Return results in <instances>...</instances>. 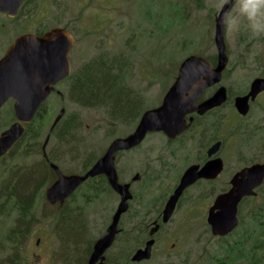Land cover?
<instances>
[{"label": "rangeland", "instance_id": "1", "mask_svg": "<svg viewBox=\"0 0 264 264\" xmlns=\"http://www.w3.org/2000/svg\"><path fill=\"white\" fill-rule=\"evenodd\" d=\"M31 2L40 4L41 9L44 10L46 27H62L76 37L77 42L70 55L73 72L88 61L98 60L103 53L124 55L126 53L133 66L125 71L122 88L134 83L142 89L149 106L162 104L186 57L199 56L213 59L217 55V47L212 37L215 34L214 19L220 11L217 8L219 0H31ZM212 19L213 25H211ZM225 37L229 65L223 85L228 86L232 93H235L245 89L256 77L264 75V39L259 41L250 39L245 27H242L238 34L225 31ZM65 87V84H61L59 90L63 92ZM52 98L53 101L44 106L45 115L49 116L45 120L44 130L39 139L40 148L63 106L59 97L52 95L49 100ZM142 105V108H147L145 103ZM65 108L64 119L69 120V125L80 122L77 134L72 135L73 138L70 137L62 144L52 134L47 146L48 150L58 152L62 156L57 162L64 175L82 174V167L85 161L92 157L91 154L96 155V159L101 157L115 138L126 136L138 123L125 126L130 124L110 120L103 107L84 108L68 98ZM4 114L5 111L1 119ZM247 119L249 125H253L251 133L258 130L261 132L252 140H249L247 135L243 136L245 139L237 138L238 147L236 142L228 143L227 150L232 153L235 146L236 155H226V158L233 161L236 170L241 168L244 162L264 160V95ZM2 124L4 122L0 123V131ZM164 142V138L157 137L155 145L162 147ZM128 152V160H122L119 167L123 181L129 179L130 173L138 171L140 167V160L131 161L129 155L135 156L139 150ZM6 162L13 166L14 164L39 165L44 161L41 151L32 155L19 152L13 159L11 156L10 159H6ZM175 165L174 171L158 186H154L150 192L142 190L143 199L155 200L174 186L177 173L182 169V163L178 161ZM52 183L41 191V196L37 199L34 219H32V234L20 253L24 259L22 264H69L60 261L64 255L63 246L62 243H58L54 235L55 212L58 207L51 205L46 199V190ZM86 185V183L81 185L75 191V197L62 206L63 212L67 211L71 215L85 213L87 208L81 195L85 192ZM222 187L224 184L220 181L217 188ZM203 190L205 191L200 189L199 192ZM198 195L199 193L194 196ZM118 197L114 191H107L104 195L106 202L95 203L89 208V227L86 233L82 231V235L88 238L90 243L105 233L116 210ZM190 199L192 197L187 199L180 211L173 216L166 234L161 235L162 238H168L165 248L162 251L157 250L155 258L149 264H215L213 257L218 254L220 241L212 235L207 224L208 212L202 216L204 201L193 203ZM263 201L264 199L260 200ZM108 204L111 205L112 210L105 209ZM252 206L253 203H249L245 208L244 214L247 217ZM194 210L199 213L195 214ZM108 216L110 219L106 224ZM15 217L0 215V264L11 258V253L3 249V243L4 237L17 225L18 218ZM144 221L143 218L140 219V222ZM125 223V235L128 241L107 253L110 257L109 264H114L113 259L117 260L115 259L117 250L124 253V258L133 250L132 215L126 217ZM61 224L62 227L56 234L58 239H62V235L66 237L67 231L73 229V223L69 220L62 222L61 218ZM74 227L78 228L76 223ZM137 227L135 226V229ZM71 234H74V231ZM236 237L237 235L229 239L234 241ZM38 240H40L39 244ZM173 243L177 246L172 247ZM129 261L124 259L120 264H129Z\"/></svg>", "mask_w": 264, "mask_h": 264}, {"label": "flooded vegetation", "instance_id": "2", "mask_svg": "<svg viewBox=\"0 0 264 264\" xmlns=\"http://www.w3.org/2000/svg\"><path fill=\"white\" fill-rule=\"evenodd\" d=\"M220 11L215 16V19H214L215 31H216V20H217V17ZM211 25H213V19L211 21ZM55 28H61V27L48 28L45 26L44 10L41 9L40 4H34V2H31V0H27L26 2H24L19 7L17 14L14 16L6 12H0V61L3 60L8 55L10 49L13 47L15 42L22 36L27 35V34H32V35H35L41 38L46 33L50 32L51 30ZM224 36H225V31H224ZM73 37H74V34H73ZM224 38L226 42V37ZM74 39H75V44H76L77 42L76 37H74ZM212 40L215 42V34H214V37H212ZM72 50L69 53V59H70ZM217 55H218V52H217ZM227 69L228 68H226V70H224L222 74V81L205 89L202 92V94L196 101L195 110L188 113L185 116L186 128L180 134L174 137H171L168 134H166L164 131H153V132L148 133V135L143 140V142L140 143L138 146L131 148L129 150L119 151L115 154V168L118 174L119 184L122 186L129 185V191L132 195V198L128 200V210L120 218V221L117 227V233H116L115 240L112 246L105 253L102 264H109L108 259H110V257L107 255L109 251H111L112 249H114V247L118 245H124L125 241H128L126 239L128 237H126L125 235V224H126L125 220L128 215H132L131 230H132V234H134V238H133L134 245L132 246L133 250L130 253V255L128 254V258L133 264H149L155 258L154 257L155 252L157 250L162 251L163 248H165L168 238H162L161 235L166 234L168 225L173 220V216L178 211H180L182 205L187 199L192 197L190 201H192L193 203H196L199 200L204 201L205 204H204L202 216L203 214L208 212L206 221H207L208 226L211 229V226L208 223L209 211L211 207L214 205L216 199L220 195L227 193L232 188L233 186L232 180L234 176L245 168L251 167L255 164H264L263 159H259L254 162L252 161L244 162L242 163L243 165H241V168L236 170L233 161L230 158L229 159L226 158V155H230V154L236 155L235 146H234V151L232 153H230V151L227 150L228 145H229L228 143L230 141H233L234 143L236 142V146L238 147L237 138H243V136L247 135L248 139L252 140V138L258 136L259 133L261 132L258 130L256 132L251 133L253 125H249L250 123L247 121L248 120L247 118L250 117V115L252 114L255 108L256 103H258V101L264 95V91H262L256 97L255 100L250 99L248 114L246 115L241 114L236 108V98L240 96L248 95L251 91L252 82L257 78H264V75L253 79L250 85H248L245 89L232 93V90L228 86L226 87L223 85V79H224ZM66 80L67 78L59 82L55 86V90L48 97V101L46 100L47 102L45 101L40 106L32 122L28 124H24L25 132L23 136L14 144V146L11 148V150L7 154L0 157V162L3 161L4 159L6 161V159L10 158L13 152L18 151L20 147H23V144H25V142L27 141L26 132H27L29 125L31 124L34 125L36 121L39 119L40 115L43 114L45 104L53 101V98L49 100V98L52 95L60 98L63 104L61 111L63 108H65V102L67 98L65 97L63 92L59 90V86L61 84H64ZM69 85L71 89L70 97L74 99L75 98L74 95L76 91V84L74 85L69 84ZM221 87L226 88V91H227L226 101L220 106L207 110L205 113H200V105L204 103L205 101H207L209 98L213 97L214 94ZM123 91L128 96H130L135 103H137V109L135 112H133V114L129 113L126 117L119 116L120 118H118L115 112H113L111 106L103 107L109 119L112 121H115L118 119H131L134 116V114L138 111L141 105V111L139 112L141 113L140 117L137 118L135 122L130 123V125H125V126H131L132 124H136V122H138L137 125L132 130H129V132L127 133L128 135L126 134V136H122L121 138L127 137L130 134H132L136 130L143 114L149 110H153V109L160 107L164 101L163 99L162 104L160 106L159 105L149 106L147 103V98L145 97L142 89L140 87H137L134 83L132 85L122 88V92ZM143 103L146 104L147 108H142ZM15 104H16V100L11 98L3 105V107L0 110V123L4 122V124H2L1 126L0 137L2 136L4 132L10 129V127L13 124L17 123L15 108H14ZM99 108L101 107H90V109H99ZM4 111H5L4 117L1 119V115L3 114ZM62 119L57 123V125L61 121H63ZM115 122H118V121H115ZM55 127L51 128L50 133L48 134L49 137L52 136V132L55 129ZM157 137H162L165 139V142L162 147L155 145V140L157 139ZM217 143H221V145L217 148L216 151H212L214 149V146ZM134 149H138L139 152L135 156H132V154H129V155L131 156V161L137 160L138 162V160H140L139 170L136 172H131L129 179L123 181L122 173L120 172L119 167L122 163V160L127 159V155L129 153L128 151L131 152ZM107 150L102 154L101 157H99L96 160V162L105 155ZM41 151L43 155V161L49 164L50 166L51 164H54L52 160L57 161V159L62 158V156L58 154V152H53L47 149V157H45L44 152H43V147L41 148ZM178 161H181L182 169L179 170V172L177 173V176L175 178L176 182L174 186L172 188H169L165 193L159 195L155 200L143 199V196L141 195L142 190H144L145 192H150L154 186H158L162 181L167 179L170 173H172L174 169L176 168L175 163H177ZM211 162H216V163L219 162L221 164L223 163L222 170L218 174H216V176L214 177H201L197 179L189 187H187L184 190L181 197L179 198L172 216L167 222H165L164 221L165 208L170 198L173 196L176 189L180 185L182 177L184 176L186 171L193 166L198 167L200 171L208 163H211ZM56 176H57L56 178L57 180L58 179L57 173H56ZM95 178H98V179L92 182H88L90 179H95ZM220 181L224 184V187L217 188V186L220 185ZM86 182L85 183L87 185L85 188V192L81 196H82V200L84 201L85 207L87 208V210L85 211V213H80L79 215L72 214L71 218L74 217L76 221H79L82 225L87 226V228L89 227V219H88L89 208L92 207L95 203L106 202L104 195L107 194V191H110V192L114 191L119 196L118 204H117V207H115L116 210L112 216V219L109 222L110 216H108V220L105 223L107 224L109 222V225L105 233L95 241L96 243L98 240H100L101 238L107 235L108 228L112 224L113 217L116 214L120 203L122 202V195L117 193L111 187L106 175H99L93 178H89ZM139 185H141L142 187H139ZM200 189H205V191L203 190L199 192ZM263 189H264V183L258 188H256L255 190L256 195L245 196L241 200L238 206L239 225L236 229H234L230 234L223 236V237L214 236L212 234L215 238H218V240L220 241V244L217 248L218 254L214 256L213 258V260H215V264H252V262L250 261V248L252 246L259 247L258 252L262 256L263 261H264V235H263L264 225L256 227L257 232L248 240L246 238V235H247L246 228L241 227L242 217H247L246 214H244V212H245V208L249 205V203L252 204V201L256 200V203H255L256 205L258 206L264 205V201L260 202L261 199H264ZM197 193H199V195L195 197L194 195H196ZM74 197H75L74 194H72V196L67 198L64 202L53 204V206L58 207L57 211L55 212L56 222L54 223V235H55V239L60 244L62 243V241L61 239L56 238V234L59 232V230L62 227V224H61V214L63 213L62 206H64ZM105 209L112 210L113 208L111 207V205L108 204L105 207ZM195 211L196 210H194V212ZM198 213L199 212H195V214H198ZM142 218L145 220L144 222H140V219ZM135 226H138L137 229H135ZM211 233H212V230H211ZM129 234L132 235L131 233ZM236 235L237 237L234 241L229 239L230 237L236 236ZM252 239H256V241H253ZM242 240L243 242H239ZM150 241L154 242L152 246L151 258L144 259L140 262L132 261V258L134 257V255L140 250H145L147 247V244ZM236 241L238 242L236 243ZM39 242L40 240H38V244ZM175 246H177V244L173 243L172 247H175ZM235 246L240 247L242 250L236 248ZM123 248L125 249V247ZM93 250H94V246H93ZM116 252H118V254L115 259H117V263L120 264L122 260L125 259L124 253L121 250H117ZM92 253L93 251L88 257L86 261L87 263ZM5 261L4 263H8ZM258 264H262V263H258Z\"/></svg>", "mask_w": 264, "mask_h": 264}, {"label": "water", "instance_id": "3", "mask_svg": "<svg viewBox=\"0 0 264 264\" xmlns=\"http://www.w3.org/2000/svg\"><path fill=\"white\" fill-rule=\"evenodd\" d=\"M25 1L27 0H0V12L14 16ZM229 7L231 5H225L216 20L215 44L218 52L216 67L198 56L186 58L163 104L145 112L132 134L114 140L105 155L85 175L66 176L58 166L51 164V168L58 174V179L46 191L47 200L51 204L64 202L89 178L99 175H106L111 187L122 195V202L113 217L107 235L95 243L87 264H102L105 253L115 240L120 218L128 210V200L132 198L129 185L119 184L115 154L138 146L148 133L153 131H164L171 137L180 134L186 128L185 116L195 110L196 101L202 92L221 81L222 73L229 62L221 17ZM74 44L72 34L63 28H55L41 38L27 34L19 38L8 55L0 61V110L9 99L13 98L16 100L14 108L17 118V123L0 137V157L7 154L23 136L24 124L32 122L40 106L55 90V86L71 75L69 53ZM262 91H264V78H257L252 82L248 95L236 98L237 110L243 115L248 114L250 99L255 100ZM226 98V88L221 87L213 97L200 105V113L220 106ZM65 111L63 108L53 128L64 116ZM49 140L48 136L43 146L45 157H47ZM220 145L221 143H217L212 151H216ZM222 168L223 163L219 162L208 163L200 171L196 166L189 168L165 208L164 221L167 222L170 219L179 198L187 187L201 177L216 176ZM263 183L264 164H255L234 176L232 188L220 195L209 211L208 223L214 236H226L238 227L239 203L245 196L256 195V188ZM153 244L154 242L150 241L145 250H140L134 255L132 261L140 262L150 259Z\"/></svg>", "mask_w": 264, "mask_h": 264}, {"label": "trees", "instance_id": "4", "mask_svg": "<svg viewBox=\"0 0 264 264\" xmlns=\"http://www.w3.org/2000/svg\"><path fill=\"white\" fill-rule=\"evenodd\" d=\"M214 66L217 63V55L213 59H208ZM133 66L125 53L111 54L109 52L103 53L98 60H91L84 63L76 69L72 75L64 82L65 90L63 94L72 102L84 108L90 107H108L111 106L116 116H127L129 113L137 109V103L128 96L124 91L122 92L123 75L128 67ZM76 84V91L74 99L70 97V85ZM141 105L138 111L131 119H118L119 123L130 124L140 117ZM49 115H45V111L40 115L39 119L33 125H29L26 132L27 141L18 150L24 155H32L40 151L39 139L44 130L45 120ZM115 117V118H117ZM53 130L52 134L61 141H67L72 135L76 136L80 127V122L69 125V120L62 119ZM50 133V132H49ZM44 145V144H43ZM42 145V147H43ZM18 152V153H19ZM13 152L11 159L17 154ZM92 157L87 159L82 167L85 175L95 164L96 155L91 154ZM10 159V158H9ZM53 163L60 169L59 162L52 160ZM0 166V215L16 216L18 218L17 225L4 237L3 249L11 253V258H7L2 264H22L23 258L20 253L24 249L32 234V219H34V209L37 199L41 196L43 191L50 183L56 180L57 176L54 169L45 162L39 165H21L14 164L13 166L6 162L5 159ZM62 170V169H61ZM5 172V174H4ZM90 179L88 182L97 180ZM86 182V183H88ZM253 206L249 213V217L242 218L241 227L246 228V238L250 239L256 232L258 226L264 225V205H256V200L252 201ZM67 211L61 214L62 222L68 220L73 223V229L68 230L64 237L62 235V251L64 255L60 261L69 264H86L88 257L93 251L94 243H90L88 238L82 235L84 230L86 233L87 226L82 225L76 221L74 217ZM15 217V218H16ZM70 218V219H69ZM77 224L78 228L74 225ZM74 231V234L71 232ZM264 235V234H263ZM256 241V239H252ZM238 241H236L237 243ZM239 242H243L239 241ZM236 248L242 250L240 247ZM259 247L252 246L250 248V261L252 264H264L262 256L258 252ZM131 252H129L130 254ZM125 259H129L128 255ZM214 258V257H213ZM131 261H129V264ZM114 264H118L114 260Z\"/></svg>", "mask_w": 264, "mask_h": 264}, {"label": "clouds", "instance_id": "5", "mask_svg": "<svg viewBox=\"0 0 264 264\" xmlns=\"http://www.w3.org/2000/svg\"><path fill=\"white\" fill-rule=\"evenodd\" d=\"M231 5L221 17L226 32L238 34L245 27L252 40L264 39V0H219L217 8Z\"/></svg>", "mask_w": 264, "mask_h": 264}, {"label": "bare ground", "instance_id": "6", "mask_svg": "<svg viewBox=\"0 0 264 264\" xmlns=\"http://www.w3.org/2000/svg\"><path fill=\"white\" fill-rule=\"evenodd\" d=\"M57 211V210H56ZM35 212V211H34Z\"/></svg>", "mask_w": 264, "mask_h": 264}]
</instances>
